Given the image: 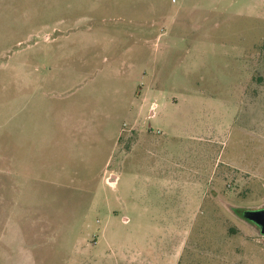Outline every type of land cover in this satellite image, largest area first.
<instances>
[{"label": "rangeland", "instance_id": "1", "mask_svg": "<svg viewBox=\"0 0 264 264\" xmlns=\"http://www.w3.org/2000/svg\"><path fill=\"white\" fill-rule=\"evenodd\" d=\"M264 0H0V264H264Z\"/></svg>", "mask_w": 264, "mask_h": 264}, {"label": "water", "instance_id": "2", "mask_svg": "<svg viewBox=\"0 0 264 264\" xmlns=\"http://www.w3.org/2000/svg\"><path fill=\"white\" fill-rule=\"evenodd\" d=\"M242 218L256 225L264 235V208L245 209L241 212Z\"/></svg>", "mask_w": 264, "mask_h": 264}, {"label": "trees", "instance_id": "3", "mask_svg": "<svg viewBox=\"0 0 264 264\" xmlns=\"http://www.w3.org/2000/svg\"><path fill=\"white\" fill-rule=\"evenodd\" d=\"M242 211H243V210L235 209V212H236L239 216H241V217H242V215H241V214H242V213H241Z\"/></svg>", "mask_w": 264, "mask_h": 264}]
</instances>
